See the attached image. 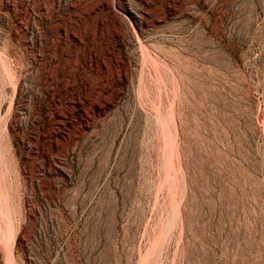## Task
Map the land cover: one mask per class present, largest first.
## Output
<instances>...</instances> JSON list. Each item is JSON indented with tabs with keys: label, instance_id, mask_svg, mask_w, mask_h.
I'll return each mask as SVG.
<instances>
[{
	"label": "rangeland",
	"instance_id": "rangeland-1",
	"mask_svg": "<svg viewBox=\"0 0 264 264\" xmlns=\"http://www.w3.org/2000/svg\"><path fill=\"white\" fill-rule=\"evenodd\" d=\"M0 264H264V0H0Z\"/></svg>",
	"mask_w": 264,
	"mask_h": 264
},
{
	"label": "bare ground",
	"instance_id": "bare-ground-1",
	"mask_svg": "<svg viewBox=\"0 0 264 264\" xmlns=\"http://www.w3.org/2000/svg\"><path fill=\"white\" fill-rule=\"evenodd\" d=\"M8 251H10V250H8ZM11 253V252H10Z\"/></svg>",
	"mask_w": 264,
	"mask_h": 264
}]
</instances>
